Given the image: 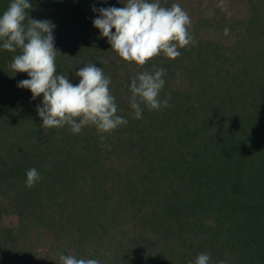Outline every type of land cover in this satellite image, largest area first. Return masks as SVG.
Instances as JSON below:
<instances>
[{
  "label": "trees",
  "instance_id": "obj_1",
  "mask_svg": "<svg viewBox=\"0 0 264 264\" xmlns=\"http://www.w3.org/2000/svg\"><path fill=\"white\" fill-rule=\"evenodd\" d=\"M11 2L0 0V16ZM30 3L25 25H55L56 74L76 85V71L101 67L128 123L103 142L95 126L43 129V94L32 99L18 87L28 74L9 67L20 49L0 47V264H61V254L195 264L201 253L209 264H264V0H161L187 12L195 43L143 67L93 24V7L126 0ZM159 68L170 107L141 105L133 119L132 78ZM31 168L41 179L28 188Z\"/></svg>",
  "mask_w": 264,
  "mask_h": 264
},
{
  "label": "clouds",
  "instance_id": "obj_2",
  "mask_svg": "<svg viewBox=\"0 0 264 264\" xmlns=\"http://www.w3.org/2000/svg\"><path fill=\"white\" fill-rule=\"evenodd\" d=\"M31 8L30 0H12L0 16V47L9 52L20 49L9 67L14 73L26 72L30 77L19 81L18 87L30 89L32 99L43 94V106H37L43 129L67 125L72 133L79 134L83 128L95 126L103 142L105 133L128 123L127 119L117 115L116 100L109 89L111 78L93 63L75 72V76L81 78L76 85L65 75H57L55 25L49 20L34 18L25 25L26 10ZM93 11L100 13L93 24L100 29L102 37H107L111 49L124 61L139 67L161 54L175 59L181 55L178 48L195 43L189 34L191 18L179 4L164 7L161 0H126L122 8L93 7ZM228 34L229 29L225 28L224 35ZM164 75L165 69L159 68L154 73L143 71L132 78L130 107L133 112L130 115L133 119L142 118L141 105L150 111L159 110L161 104L170 107L168 100L159 99L165 84ZM26 177L28 188L41 179L36 168L27 170ZM59 260L61 264H99L95 259H77L63 254ZM209 261L210 256L201 253L195 264H209ZM220 264L227 262L220 261Z\"/></svg>",
  "mask_w": 264,
  "mask_h": 264
}]
</instances>
